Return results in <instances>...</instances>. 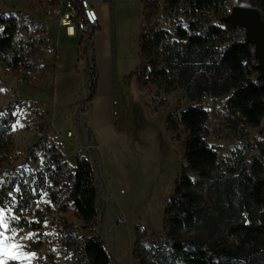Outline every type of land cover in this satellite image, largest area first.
<instances>
[{"label":"rangeland","instance_id":"obj_1","mask_svg":"<svg viewBox=\"0 0 264 264\" xmlns=\"http://www.w3.org/2000/svg\"><path fill=\"white\" fill-rule=\"evenodd\" d=\"M51 2L0 0V18L20 22L18 46L34 47L29 70L12 71L8 59L0 58V130L8 129L10 135V143L0 140V184L17 169H47L52 150L68 166L56 178L61 203H52L46 191L34 208L45 217L40 233L11 229L12 208L0 207L7 225L0 226V240L17 246L9 252L21 254L12 259L0 252V264H88L79 246L92 236L99 237L110 264H140L138 256L143 264H183L174 257V243L187 252L235 248L238 241L228 228L258 223V213L244 206L246 178L256 177L253 164L264 170V119L253 128L228 107L245 82L237 83L219 64L232 44L245 42V31L226 29L213 14L194 17L185 5L175 13L164 10L149 27L170 34L171 53L160 66L167 78L141 93L130 77L140 64L141 1L112 0L101 16V33L85 48L49 27ZM233 6L256 8V0H226V9ZM197 22L202 25L199 34L216 26L226 31L228 41L189 48L176 31L194 35L190 29ZM190 109L208 114L203 140L216 152L217 166L205 177L190 176L191 193L199 201L192 217L183 216L182 225L172 229L165 211L185 163L188 133L181 125L169 130L167 120ZM77 157L93 168L97 217L90 226L71 210L61 212ZM256 178L264 181V175ZM137 227L145 230L142 240L135 236ZM233 262L264 264V247H250Z\"/></svg>","mask_w":264,"mask_h":264},{"label":"trees","instance_id":"obj_2","mask_svg":"<svg viewBox=\"0 0 264 264\" xmlns=\"http://www.w3.org/2000/svg\"><path fill=\"white\" fill-rule=\"evenodd\" d=\"M141 4L145 25L141 27L137 41L140 64L130 74L141 93H144L151 85L167 78V73L161 70L160 66L166 62L171 53L170 34L149 27L164 10L175 13L182 5H185L192 16L213 14L221 25L228 30L231 29L221 22L226 15V0H163L162 6L156 0H141ZM256 8L260 9L264 15V0H256ZM0 28V58L8 59V66L12 71L29 70V57L33 54L34 47L30 44L18 46L21 31L19 20L15 17L0 18ZM201 28L202 25L197 22L190 29L195 32L194 35L182 30H177L176 35L194 50L204 49L210 45L221 46L228 41L226 31L219 27L209 26L202 34H199L198 31ZM219 64L220 68L231 74L237 83L245 82V86L238 89L228 100V107L239 113L247 125L259 128L264 119V78H259L258 62L255 59L253 46L245 43L232 44L223 53ZM253 76L255 82L250 80ZM90 89L93 94L96 89L95 82L91 83ZM207 120L208 114L203 109H190L180 115L170 116L167 120L169 130H176L181 125L188 133L185 141V163L175 183L174 197L165 211L172 229L182 225L183 216L192 217V211L199 201V198L191 193L193 184L190 176L195 174L205 177L217 166L216 152L203 140ZM3 129L0 130V140L8 144L10 143L9 130ZM52 151V158L47 169L38 172L17 169L9 179L0 184V207L11 206L14 218L11 220L10 227L15 231L22 229L39 233L42 231L45 217L40 210L34 208L44 192L48 191L50 200L55 205L61 203L59 183L56 178L63 176L68 166L59 152ZM262 152L264 153V143ZM251 170L256 177L264 175V170L259 164H253ZM256 177L246 178L244 206L258 213V223L234 224L228 228L229 236L238 241L235 248H217L212 253L201 249L187 252L182 244L174 243V257L183 264H234V260L244 257L248 248L261 250L264 247V181ZM64 199L66 202L62 204L61 212L71 210L84 224L90 226L94 223L97 207L93 171L89 162L83 157L76 158L75 166L69 173V185ZM135 236L142 240L145 238V230L140 231L137 227ZM79 249L88 264H110V258L97 236L84 240ZM137 258L139 263L143 264L141 256Z\"/></svg>","mask_w":264,"mask_h":264},{"label":"built area","instance_id":"obj_3","mask_svg":"<svg viewBox=\"0 0 264 264\" xmlns=\"http://www.w3.org/2000/svg\"><path fill=\"white\" fill-rule=\"evenodd\" d=\"M232 8L226 9V15ZM49 27L55 26L66 40H78L84 48L92 46L100 17L92 0H52L47 12Z\"/></svg>","mask_w":264,"mask_h":264},{"label":"water","instance_id":"obj_4","mask_svg":"<svg viewBox=\"0 0 264 264\" xmlns=\"http://www.w3.org/2000/svg\"><path fill=\"white\" fill-rule=\"evenodd\" d=\"M221 22L232 30L245 31L244 43L253 46L255 59L258 62L259 78H264V20L260 11L257 8L233 6L231 13L225 15ZM91 169L93 170L92 165Z\"/></svg>","mask_w":264,"mask_h":264},{"label":"crops","instance_id":"obj_5","mask_svg":"<svg viewBox=\"0 0 264 264\" xmlns=\"http://www.w3.org/2000/svg\"><path fill=\"white\" fill-rule=\"evenodd\" d=\"M139 1H141V0H139ZM156 1L160 2V0H156ZM109 3L111 4L112 0H98V1H95V3L92 2L93 6L95 7V9L97 10V12L99 14L100 22H101V16L103 18L105 11H107L109 8ZM140 10H141V17H140V21H139V30H138L137 36H139V34L141 33V27L143 26V23H144L143 17H142L143 7H142L141 3H140ZM102 29H103V22H102V27L99 24V29H98V32L95 35V37L101 33ZM93 45H94V43H93ZM137 46H138V44H137Z\"/></svg>","mask_w":264,"mask_h":264},{"label":"snow or ice","instance_id":"obj_6","mask_svg":"<svg viewBox=\"0 0 264 264\" xmlns=\"http://www.w3.org/2000/svg\"><path fill=\"white\" fill-rule=\"evenodd\" d=\"M0 226L2 227H7L6 224H4L3 221V214L0 213ZM16 245H7L4 243L3 240H0V252H3L5 254H8L11 256L12 259H19L21 258V254L17 253V252H9L10 248H16Z\"/></svg>","mask_w":264,"mask_h":264},{"label":"bare ground","instance_id":"obj_7","mask_svg":"<svg viewBox=\"0 0 264 264\" xmlns=\"http://www.w3.org/2000/svg\"><path fill=\"white\" fill-rule=\"evenodd\" d=\"M90 159H92V158L90 157ZM93 167H94V169L98 170V162L97 161L93 162ZM99 188L103 194V192H105V188L102 185H100Z\"/></svg>","mask_w":264,"mask_h":264}]
</instances>
